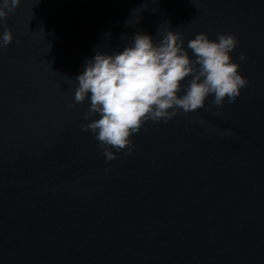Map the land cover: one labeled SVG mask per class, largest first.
<instances>
[{"label":"water","instance_id":"1","mask_svg":"<svg viewBox=\"0 0 264 264\" xmlns=\"http://www.w3.org/2000/svg\"><path fill=\"white\" fill-rule=\"evenodd\" d=\"M168 27L185 48L234 33L248 86L218 115L209 96L145 121L106 162L75 78L96 51ZM5 28L0 264H264V0H20Z\"/></svg>","mask_w":264,"mask_h":264},{"label":"clouds","instance_id":"2","mask_svg":"<svg viewBox=\"0 0 264 264\" xmlns=\"http://www.w3.org/2000/svg\"><path fill=\"white\" fill-rule=\"evenodd\" d=\"M19 4L20 0H0V20ZM12 40V31L5 28L0 47ZM238 43L234 33L210 39L200 32L185 48L181 34L168 27L158 40L137 32L122 49L96 51L75 78L74 102L88 101L84 119L89 122L82 130L94 135L107 162L118 152H132L131 137L147 120L167 122L179 111L191 113L205 107L209 96L213 99L207 107L218 115L225 101L234 103L248 86L231 56ZM239 59H246L243 52Z\"/></svg>","mask_w":264,"mask_h":264}]
</instances>
